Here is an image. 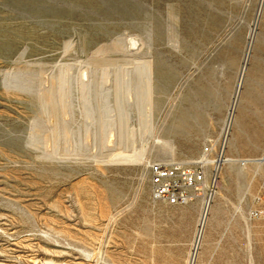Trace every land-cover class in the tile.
I'll return each mask as SVG.
<instances>
[{"label":"rangeland","instance_id":"rangeland-1","mask_svg":"<svg viewBox=\"0 0 264 264\" xmlns=\"http://www.w3.org/2000/svg\"><path fill=\"white\" fill-rule=\"evenodd\" d=\"M208 144L234 161L207 210L154 201L149 164ZM183 241L264 264V0H0V264H167Z\"/></svg>","mask_w":264,"mask_h":264},{"label":"built area","instance_id":"built-area-1","mask_svg":"<svg viewBox=\"0 0 264 264\" xmlns=\"http://www.w3.org/2000/svg\"><path fill=\"white\" fill-rule=\"evenodd\" d=\"M213 151L212 144L206 145L202 156L194 163L151 162L149 170L152 199L169 205H186L202 198L209 205L217 175L225 161L223 149L215 159L210 160ZM208 163L213 165L210 175ZM257 212L253 216L258 215Z\"/></svg>","mask_w":264,"mask_h":264},{"label":"crops","instance_id":"crops-1","mask_svg":"<svg viewBox=\"0 0 264 264\" xmlns=\"http://www.w3.org/2000/svg\"><path fill=\"white\" fill-rule=\"evenodd\" d=\"M190 243L187 244L183 241V248L179 251L178 255L175 252L168 250L166 256L162 257V261L167 264H188L191 259Z\"/></svg>","mask_w":264,"mask_h":264},{"label":"bare ground","instance_id":"bare-ground-1","mask_svg":"<svg viewBox=\"0 0 264 264\" xmlns=\"http://www.w3.org/2000/svg\"><path fill=\"white\" fill-rule=\"evenodd\" d=\"M148 74H149V72H147ZM146 76H148V75H146ZM145 76V77H146ZM150 79H151V76L149 75L148 76ZM150 83V82H149ZM148 83V84H149ZM148 86V85H147ZM149 87V86H148ZM148 89V88H147ZM149 90V89H148ZM67 96V95H66ZM52 97V96H51ZM148 97H150L149 95H148ZM51 99V98H50ZM149 100V99H148ZM147 100V103L149 102L150 103V105H148V106H150L151 107V102H150V100H151V98H150V100L148 101ZM52 101V100H51ZM47 103V102H46ZM54 104V103H53ZM56 106V105H55ZM55 106H54V110L56 109L55 108ZM49 107V106H48ZM46 109H47V107H46ZM150 111H151V109H150ZM161 142V141H160ZM165 144H166V142H165ZM167 145V144H166ZM121 155V154H120ZM234 161V159L232 158V157H227L226 158V161H224L225 163L227 162V163H232ZM206 206H205V208H206V210H207V208L209 207L208 205H207V203L205 204ZM205 216H206V212H205V215H204V218H205ZM201 231V230H200ZM201 233V232H200ZM202 236H203V234H202ZM195 262H196V253L194 254L193 252H192V254H191V259H190V261H189V263L188 264H195Z\"/></svg>","mask_w":264,"mask_h":264}]
</instances>
